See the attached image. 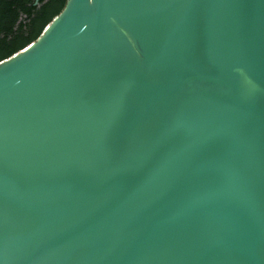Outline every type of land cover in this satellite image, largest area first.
I'll use <instances>...</instances> for the list:
<instances>
[{"label":"water","instance_id":"obj_1","mask_svg":"<svg viewBox=\"0 0 264 264\" xmlns=\"http://www.w3.org/2000/svg\"><path fill=\"white\" fill-rule=\"evenodd\" d=\"M0 264H264V0H67L0 61Z\"/></svg>","mask_w":264,"mask_h":264},{"label":"trees","instance_id":"obj_2","mask_svg":"<svg viewBox=\"0 0 264 264\" xmlns=\"http://www.w3.org/2000/svg\"><path fill=\"white\" fill-rule=\"evenodd\" d=\"M67 0H0V61L34 42Z\"/></svg>","mask_w":264,"mask_h":264}]
</instances>
